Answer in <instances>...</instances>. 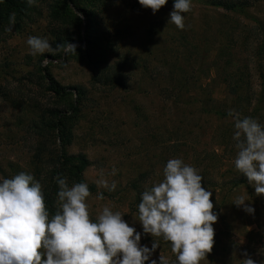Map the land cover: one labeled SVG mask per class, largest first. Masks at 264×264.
Returning <instances> with one entry per match:
<instances>
[{
	"label": "rangeland",
	"instance_id": "obj_1",
	"mask_svg": "<svg viewBox=\"0 0 264 264\" xmlns=\"http://www.w3.org/2000/svg\"><path fill=\"white\" fill-rule=\"evenodd\" d=\"M9 1L18 7L8 0L0 8V186L8 188L0 190V261L264 264V133L249 125L256 161L249 184L230 191L207 187L193 170L197 149L224 155L199 164L221 183L242 168L231 140L221 145L211 133L242 134L247 118L241 121L233 110L225 117L208 115L194 102L207 96L199 93L207 85L229 104L214 65H224L220 44L232 32L236 58L261 91L264 53L256 54L264 34L252 30L258 26L252 17L264 21V0L246 14L206 0H19L24 12L16 19L5 8ZM46 73L70 93L50 91ZM172 77L190 90L176 94ZM56 110L63 112L61 130L45 124ZM261 118L264 110L258 112L264 126ZM174 142L180 149L168 151ZM62 154L89 158L83 181L65 169L41 228L33 227L11 260L8 231L22 221L27 203L15 189L39 193L49 187ZM170 157L171 167H163ZM142 189L146 200L139 203ZM169 211L178 223L201 215L196 233L183 235L180 226L147 219ZM204 228L234 235L227 256L203 250L210 241ZM178 238L183 244L173 242Z\"/></svg>",
	"mask_w": 264,
	"mask_h": 264
},
{
	"label": "trees",
	"instance_id": "obj_2",
	"mask_svg": "<svg viewBox=\"0 0 264 264\" xmlns=\"http://www.w3.org/2000/svg\"><path fill=\"white\" fill-rule=\"evenodd\" d=\"M8 0H0V8L3 7V5ZM258 0H206L207 4L224 9L226 12H232V13H244L246 14V9H249L253 6H256ZM260 1V0H259ZM17 2V6L14 5L13 1H9L8 6L5 7L6 10H8L9 14H16L13 16L14 19H16L18 16H21L22 10L24 5L19 4V0H15ZM21 7V8H19ZM249 18L251 16H248ZM253 20H256L258 23L257 27H254L252 30L258 29L261 34H264V21L259 18L252 17ZM4 20L10 22L11 19L9 17ZM89 27V26H88ZM232 32V31H231ZM246 38V37H245ZM227 41L224 42V44H220L222 47L220 48V51H222V57L224 56V65L222 67H219L220 65H214L216 66V72L219 74H223V79L225 83V88L227 91V94L230 98L229 104H224L222 102H219V100L213 95L212 90L208 88L207 85H201L199 87L198 92L207 95L206 97H200L195 101L194 103H198L201 111L208 114V115H218L221 117L233 115L231 114V110L235 114H238V119L241 121L243 120L242 117H245L247 119H244L245 130L244 132L238 133V134H231L228 130H220V131H213L211 134L212 136H215L216 138H219L220 144L223 145L225 140L228 139L231 140L232 147L231 152H233L234 156H239L241 159H243L240 163V166L242 167L240 171H237L238 168L234 170V172H231V175L228 176V178L222 177L220 179L223 181L222 183L216 179V177H211L209 174L211 173V168L205 169L202 173V171L199 170V167L201 164L200 162L206 161V166L208 162L212 161V159L218 155L216 151L204 149V150H196V154L194 157L193 162V170L196 172V174L199 177V184H205L207 187L212 188H227L229 191L235 189L236 187L240 185H246L249 184L252 181V172L253 170H250L249 168L256 165V161L252 160L255 157L254 148L252 147V136L248 132L249 125L253 126L255 129V132L263 135L264 129L262 123H259L258 121V112L260 110H264V66H260L258 68L259 70V76L262 80V89L259 93H257L254 90L253 84L251 83V71L249 70V67L247 65H244L239 61L236 52L237 48V41L235 40V32L228 34ZM258 51L257 56L264 53V36L262 39H258ZM232 49V50H230ZM187 54V53H185ZM221 54V53H220ZM188 56V55H187ZM220 57V58H222ZM261 64V63H260ZM45 77L47 78L48 83V89L52 91L53 93L57 95L65 96L70 93L68 89L64 86H62L58 81H56L50 73H46ZM111 80V78H110ZM173 85L172 90L176 94L184 93L188 90H190V86L187 82L183 81L182 78L176 77L175 79L172 77ZM165 90H169L167 87H165ZM197 90V89H195ZM191 102V101H190ZM74 108L75 106L72 105ZM54 112V111H52ZM55 116V119H51V121L45 122V124L48 127H53L56 130H61L64 127V120H63V112L61 110H56L55 113H53ZM242 116V117H241ZM241 117V118H240ZM261 121L264 122V119L261 118ZM217 132V133H216ZM61 135V134H60ZM187 136V135H186ZM179 142V141H178ZM178 142L172 143V145H169L167 147L168 151L174 150L178 151L180 149V144ZM184 145H187V141H184ZM225 146V145H224ZM187 153L188 149H185ZM224 150H227V146L224 147ZM220 159L224 160V155L219 157ZM171 157L168 159H164L161 164H163V167H171ZM248 160V161H246ZM261 162V161H260ZM57 165L53 169V175L52 180L49 183V187H44V189L37 193L36 191H29L28 189H15L18 193V195L22 196L23 198L27 199V203L25 206V209H23L22 214V221L19 222L18 225L14 226V229L9 232L8 236V242L5 247L8 248L10 252V259L14 260L16 255L22 251L24 247V241L27 238V236L32 232L33 227L37 226L39 229L41 226L39 225V221L43 214L46 212V210L49 208V206L53 205V201L55 200L57 189L61 185V178H63L65 169L69 170L73 176H76L77 181L82 182L83 181V175L87 167L90 165V160L87 156L83 154H77V155H59L57 158ZM198 163V165H197ZM213 168V166H212ZM169 171V170H168ZM170 172V171H169ZM47 174V173H46ZM58 176L57 181H54V177ZM137 183L134 185L138 188ZM7 187L0 186V190H2L3 194L7 191ZM143 192V189L139 191V197L138 200L139 203H143L145 198V193ZM0 193V194H1ZM17 200H20L17 196ZM170 211L168 213H162L160 218H156L153 216H147V219H153V221L160 219L162 223L170 224V225H176L181 227L182 234H188V232H194L197 227L200 225L201 215L197 216V214H192L191 219L189 218L188 222H186L185 219H182L180 223L176 222L173 219H170L169 217ZM197 231V230H196ZM195 231V233H196ZM11 232V233H10ZM6 233V231H5ZM252 232H248V239L252 238ZM182 235L181 239H184L185 236ZM204 236L210 241H207L205 243V247H202L204 251H210L213 253V255H218L220 257H225L230 252L229 243L233 242L232 238L234 235L231 234L229 231L228 233H214V234H208L206 232V228H204ZM203 237V235H202ZM201 239V243L203 241V238ZM199 239V240H200ZM173 242L177 243V245L183 244V240H180L179 238L174 240ZM6 261H0V264H6Z\"/></svg>",
	"mask_w": 264,
	"mask_h": 264
}]
</instances>
